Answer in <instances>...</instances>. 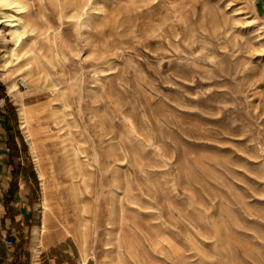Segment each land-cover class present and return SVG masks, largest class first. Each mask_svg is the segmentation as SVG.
Returning <instances> with one entry per match:
<instances>
[{
    "label": "rangeland",
    "instance_id": "374dc122",
    "mask_svg": "<svg viewBox=\"0 0 264 264\" xmlns=\"http://www.w3.org/2000/svg\"><path fill=\"white\" fill-rule=\"evenodd\" d=\"M21 1L0 132L32 220L0 264L64 239L75 264H264V0Z\"/></svg>",
    "mask_w": 264,
    "mask_h": 264
},
{
    "label": "crops",
    "instance_id": "0c3cea01",
    "mask_svg": "<svg viewBox=\"0 0 264 264\" xmlns=\"http://www.w3.org/2000/svg\"><path fill=\"white\" fill-rule=\"evenodd\" d=\"M7 141L8 135L0 132V235L10 234L9 236H12L11 234H16V231L19 230L17 228L19 225L23 226V231L28 230L30 226L29 222L32 218L26 214L25 207L30 200L29 197L22 195V189L20 188L13 196L10 195L13 163H11L12 159ZM9 204L12 206H9ZM51 246L59 247L63 252L72 254L69 255V259L75 256L74 246L68 243L66 239L55 242L51 244ZM55 257H57V255H55ZM69 259H67V261L58 262L51 258L50 264H75L74 261H70ZM78 264H88V259L85 258Z\"/></svg>",
    "mask_w": 264,
    "mask_h": 264
},
{
    "label": "bare ground",
    "instance_id": "6f19581e",
    "mask_svg": "<svg viewBox=\"0 0 264 264\" xmlns=\"http://www.w3.org/2000/svg\"><path fill=\"white\" fill-rule=\"evenodd\" d=\"M0 5H2L4 9L8 10L4 13V15H2L4 20L1 19L0 22L6 21V23L10 27V34L12 38L11 43L10 44L8 43L4 48L3 57L0 63V69L3 71H7L11 67H14L17 64V61L19 60V57H20V53H21L20 49L23 44L24 35L26 33V26L23 27V25L19 22V20H22V19L18 16V13H21L22 11H24L27 6L21 0H0ZM26 71L28 74L32 76L36 72V67H34L33 65H29L26 67ZM26 84H27L26 87L29 88V84L28 83ZM10 92L22 104L21 118H22V123L24 127H26L28 122L30 123V120H28L29 119L28 114L30 110L28 106L24 103L23 101L24 96L22 92L19 90V87L15 81L10 83ZM53 110H54L53 111L54 116L58 117V113H57L58 110H55V109ZM34 143H37V142H34ZM39 173L42 179V183L45 184V182L47 181L46 180L47 177L44 173L43 168L40 165H39Z\"/></svg>",
    "mask_w": 264,
    "mask_h": 264
},
{
    "label": "built area",
    "instance_id": "2783aa9c",
    "mask_svg": "<svg viewBox=\"0 0 264 264\" xmlns=\"http://www.w3.org/2000/svg\"><path fill=\"white\" fill-rule=\"evenodd\" d=\"M21 84L25 87L27 86L26 81H24V80H21ZM3 106L4 105H3L2 101H0V121L3 119V113H2ZM14 242H15V240H14L13 236H7L5 238V243L7 246H12L14 244Z\"/></svg>",
    "mask_w": 264,
    "mask_h": 264
},
{
    "label": "trees",
    "instance_id": "16d2710c",
    "mask_svg": "<svg viewBox=\"0 0 264 264\" xmlns=\"http://www.w3.org/2000/svg\"><path fill=\"white\" fill-rule=\"evenodd\" d=\"M5 96V91H4V85L3 83L0 81V99L3 98ZM7 105V104H6ZM6 105L5 107L2 109V113L3 115L6 114ZM12 163V162H11Z\"/></svg>",
    "mask_w": 264,
    "mask_h": 264
}]
</instances>
